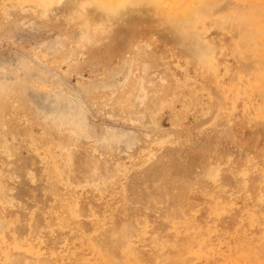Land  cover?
Instances as JSON below:
<instances>
[{
	"label": "rangeland",
	"instance_id": "obj_1",
	"mask_svg": "<svg viewBox=\"0 0 264 264\" xmlns=\"http://www.w3.org/2000/svg\"><path fill=\"white\" fill-rule=\"evenodd\" d=\"M120 2L0 0V264H264V0Z\"/></svg>",
	"mask_w": 264,
	"mask_h": 264
},
{
	"label": "bare ground",
	"instance_id": "obj_2",
	"mask_svg": "<svg viewBox=\"0 0 264 264\" xmlns=\"http://www.w3.org/2000/svg\"><path fill=\"white\" fill-rule=\"evenodd\" d=\"M154 3H155V0H121L120 4H118V5H119V7L123 8L122 9V10H124L123 12H129L130 9L137 8V7L140 9L148 8V10H150V11H155V9H154L155 4ZM101 11H102L103 15H105L104 18L106 20H108L109 18L114 19L118 16V13L116 11H114L113 9H110V7H107V6L101 7ZM250 27H251V29H253L252 24ZM256 28L257 27L254 25L253 30H256Z\"/></svg>",
	"mask_w": 264,
	"mask_h": 264
}]
</instances>
